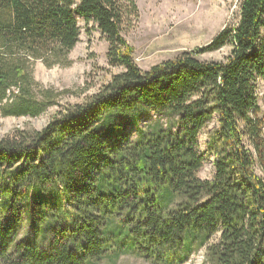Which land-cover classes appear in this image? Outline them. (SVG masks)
Listing matches in <instances>:
<instances>
[{
  "label": "trees",
  "instance_id": "16d2710c",
  "mask_svg": "<svg viewBox=\"0 0 264 264\" xmlns=\"http://www.w3.org/2000/svg\"><path fill=\"white\" fill-rule=\"evenodd\" d=\"M138 16L135 0H0L2 116L38 117L68 93L32 62L70 65L79 17L121 69L40 130L0 137V264H187L202 250L206 264H264V0H241L208 45L147 70L124 34ZM226 45L220 61L199 58Z\"/></svg>",
  "mask_w": 264,
  "mask_h": 264
},
{
  "label": "rangeland",
  "instance_id": "374dc122",
  "mask_svg": "<svg viewBox=\"0 0 264 264\" xmlns=\"http://www.w3.org/2000/svg\"><path fill=\"white\" fill-rule=\"evenodd\" d=\"M139 16L132 19L124 31L127 41L135 49V59L143 70L177 57L183 51L200 49L227 25L236 24L241 0H135ZM80 41L72 50L68 66L47 67L41 60L32 62L33 76L43 87L56 92L67 90L58 104L38 117H4L0 111V137L14 130H40L67 103H81L98 92L112 76L121 71L108 64V43L94 22L86 24L79 17ZM226 45L214 52L199 55L202 60L220 61L229 55ZM259 104L264 116V80L259 81ZM1 108V103H0ZM159 114L152 112L154 122ZM216 123L210 125L213 128ZM207 131H202L199 150L206 154ZM213 175V160L206 157L200 173L202 178ZM118 264H149L134 257H123ZM187 264H206L204 250L194 255Z\"/></svg>",
  "mask_w": 264,
  "mask_h": 264
}]
</instances>
